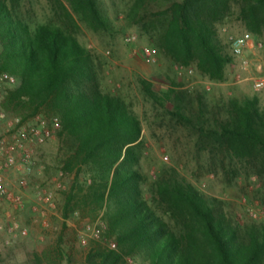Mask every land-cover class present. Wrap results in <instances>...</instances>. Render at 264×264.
Wrapping results in <instances>:
<instances>
[{
    "label": "trees",
    "instance_id": "trees-1",
    "mask_svg": "<svg viewBox=\"0 0 264 264\" xmlns=\"http://www.w3.org/2000/svg\"><path fill=\"white\" fill-rule=\"evenodd\" d=\"M20 1L0 0V72L17 78L0 106L19 124L36 116L57 119L56 133L65 146L58 171L70 178L62 191L61 216H100L106 239L115 243V248L92 244L82 264H128V259L134 264H264V223L232 220L220 202L173 169L159 175L153 198L172 224L150 205L135 168L139 118L121 97L100 89L91 52L66 25L31 23L20 14ZM67 1L88 26L107 27L97 0ZM155 3L164 5L152 12L165 19L161 49L174 64L210 81H223L232 60L217 28L232 7L250 32L264 31V0H134L132 9ZM140 84L147 96L161 100L151 82ZM163 100L168 103V95ZM216 124L198 128L201 141L264 173V109L258 97L231 100L227 118Z\"/></svg>",
    "mask_w": 264,
    "mask_h": 264
},
{
    "label": "rangeland",
    "instance_id": "rangeland-1",
    "mask_svg": "<svg viewBox=\"0 0 264 264\" xmlns=\"http://www.w3.org/2000/svg\"><path fill=\"white\" fill-rule=\"evenodd\" d=\"M97 2L108 22L105 29L81 21L67 0H21L18 10L31 23L66 25L91 52L100 89L121 97L139 118L142 132L135 168L142 175L146 200L172 224L153 198L159 175L173 169L200 193L220 202L232 220L264 223V173H258L256 165L212 151L198 131L226 119L231 100L255 95L264 109V85L254 86L257 78L264 79V31L250 32L238 18V8L232 7L217 24L221 41L230 53V36L248 32L250 39L242 55H232L224 80L210 81L194 69L191 73L180 69L161 49L165 19L152 12L164 5L148 4L145 10L134 11V0ZM142 47L154 49L152 59L141 56ZM140 80L153 84L159 102L146 95ZM15 119L8 113L0 122V134L7 128L6 121L16 124ZM23 125L45 128L50 134L41 144H24L17 154L18 167H24L22 159L29 154V170L0 169L7 191L21 197L16 204L0 194V264H82L92 244L108 245L105 223L100 216L90 220L77 212L62 218V191L70 183L58 171L64 143L50 119L36 116ZM128 264L134 263L128 259Z\"/></svg>",
    "mask_w": 264,
    "mask_h": 264
},
{
    "label": "built area",
    "instance_id": "built-area-1",
    "mask_svg": "<svg viewBox=\"0 0 264 264\" xmlns=\"http://www.w3.org/2000/svg\"><path fill=\"white\" fill-rule=\"evenodd\" d=\"M133 39L130 37L128 40ZM250 39V33L244 32L236 36L229 37V49L230 53L233 56H240L243 53V50L247 46V43ZM141 56L150 60L154 56V49L149 47H142L139 50ZM180 69L186 70L188 73L192 72V68H183L180 66ZM17 84V78L13 75H10L6 72H0V101L6 90L8 88L14 87ZM264 85V79L257 78L254 81L255 88H261ZM7 112L0 106V122L6 119ZM11 124V122L6 121L7 128H5L0 134V169H20L29 170L31 168V162L29 161V154H26L22 159L24 167H18L16 164V156L18 153L22 152L24 144H41L49 137V131L45 128H40L35 125H23L18 123ZM50 123L54 126H58V121L56 118L50 119ZM61 176V172H59ZM0 194L6 197L7 200L12 201L16 204L21 202V197L19 195L10 193L7 191L6 187L3 185L2 178L0 175ZM253 217H256V213L251 212ZM12 229L9 228V231ZM108 246L110 248H115L114 241H109Z\"/></svg>",
    "mask_w": 264,
    "mask_h": 264
}]
</instances>
